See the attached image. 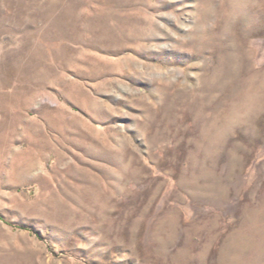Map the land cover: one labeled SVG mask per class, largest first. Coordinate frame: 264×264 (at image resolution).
Segmentation results:
<instances>
[{"label":"rangeland","instance_id":"obj_1","mask_svg":"<svg viewBox=\"0 0 264 264\" xmlns=\"http://www.w3.org/2000/svg\"><path fill=\"white\" fill-rule=\"evenodd\" d=\"M0 264H264V0H0Z\"/></svg>","mask_w":264,"mask_h":264}]
</instances>
